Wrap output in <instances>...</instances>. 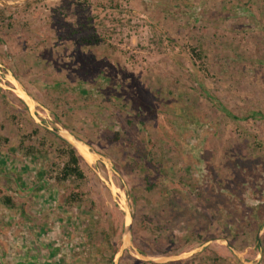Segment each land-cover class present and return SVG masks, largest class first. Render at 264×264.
<instances>
[{"label": "rangeland", "instance_id": "obj_1", "mask_svg": "<svg viewBox=\"0 0 264 264\" xmlns=\"http://www.w3.org/2000/svg\"><path fill=\"white\" fill-rule=\"evenodd\" d=\"M253 111L264 115V0L0 6V157L32 154L21 179L41 172L40 193L21 202L59 195L72 259L86 241L82 264H264V207L258 229L248 208L264 201V117L245 119ZM68 130L97 155L87 163L69 142L82 180H57L66 146L54 135ZM218 186L247 217L232 234L210 195ZM38 220L46 229L47 214Z\"/></svg>", "mask_w": 264, "mask_h": 264}, {"label": "crops", "instance_id": "obj_2", "mask_svg": "<svg viewBox=\"0 0 264 264\" xmlns=\"http://www.w3.org/2000/svg\"><path fill=\"white\" fill-rule=\"evenodd\" d=\"M29 83L27 80L24 86H32ZM31 155V153L24 155L29 157L25 162L19 160L17 155L13 156L15 159L12 158L8 161L2 160L0 157V175L2 174L0 178V264H12L13 260L26 264H68L69 262L71 264H82L80 263L82 259H78V255H82L83 250L86 248V241H82V244L79 243L78 248L76 247L77 253L74 252L76 257L72 259L69 253L70 244L68 241L70 240L69 232L72 231V228L65 222L69 214L66 213V218L62 216L66 211L63 204L58 203L60 201V198L58 199L59 195L56 194L55 196L54 190L49 192L48 200H46L48 203H43V207L36 203L37 207H35V204H31L28 208L27 204V209L21 202L32 198V194L39 196L40 193L38 186L32 188V184L39 180L41 172L36 173V178L31 175L26 180L21 179L23 172H31L29 171L32 169ZM26 184H30V187ZM18 201L20 202L17 203ZM44 214H47V220L45 221L48 224L45 225L46 229L39 225V220L37 221L38 217ZM33 216H37V219H34ZM15 218H17V221H14ZM77 233V236L73 234L74 237L81 240L84 231H78ZM36 244L37 246H35ZM39 247L44 257L39 256ZM90 257H85V260H89ZM100 258L101 256L98 257V260ZM114 260L115 258L111 260V263ZM85 264H87L86 261Z\"/></svg>", "mask_w": 264, "mask_h": 264}, {"label": "trees", "instance_id": "obj_3", "mask_svg": "<svg viewBox=\"0 0 264 264\" xmlns=\"http://www.w3.org/2000/svg\"><path fill=\"white\" fill-rule=\"evenodd\" d=\"M84 40V39H82ZM83 42H88L83 41ZM114 85V84H113ZM90 90V88H88ZM95 91H98L95 90ZM228 116H230L232 119H239L237 116L232 115L230 112L224 110ZM256 117H261L263 118L264 115L260 112H250L248 115L245 116V119L248 118H256ZM66 129V128H65ZM69 134H71L73 137L79 139L80 141H82L78 135L74 134L71 130H68ZM56 136L60 142L64 143V145L66 146L65 149H58V151L60 153H63V155L65 156V159L63 161V163L61 164V168H60V174L57 176V180H65L67 178H72L73 180H82L84 177L81 169H80V162L83 160L81 155L77 152V150L64 138H62L61 136L59 137L58 135H54ZM30 148V147H29ZM28 152V151H27ZM31 152V151H30ZM61 156V155H60ZM159 164V163H158ZM163 167V166H162ZM161 169V168H160ZM160 169H158L160 171ZM157 170V169H156ZM157 170V172H158ZM164 167L161 169L160 173H164ZM152 184V183H151ZM147 185V184H145ZM150 186V185H148ZM219 189H217L216 187H214V189L211 191L210 189V195H212L213 199L216 202H221L222 206H221V210L224 211V213L220 216L219 220H223V222H227L225 228V233H229L232 234L233 232H235V230L240 229L241 230V225L244 224V222H248L247 221V217L245 214H243L242 210L236 208V209H231L230 206H232V204H230V202H232L234 199L233 197L230 195V191L227 190V192L225 191V189L222 187H219ZM148 189H151L148 188ZM178 189H180V187H178ZM181 190V189H180ZM199 189H195V193L198 196L199 194ZM184 192H186V190H184ZM190 194V193H188ZM256 197L255 194H251L250 198H254ZM232 198V201H231ZM236 201V199L234 200V202ZM233 202V203H234ZM230 206H229V205ZM167 205V204H166ZM166 205H163L158 211H159V215L164 217V220H170L171 218L170 215V211L173 210H177L178 207L175 203L171 202L170 206L165 207ZM182 206V204H181ZM247 207V206H246ZM264 207V201L255 205H251L250 208V212L253 213L252 217H254L251 222L252 225H256V228L258 229V220L261 219V217L263 216L262 213V208ZM187 208H189V206H187ZM156 209L153 210V212H155ZM157 215V214H156ZM227 218V219H226ZM226 219V220H225ZM247 224V223H246ZM245 226V225H244ZM238 230V231H240ZM259 239L257 237H255V241L257 242Z\"/></svg>", "mask_w": 264, "mask_h": 264}, {"label": "bare ground", "instance_id": "obj_4", "mask_svg": "<svg viewBox=\"0 0 264 264\" xmlns=\"http://www.w3.org/2000/svg\"><path fill=\"white\" fill-rule=\"evenodd\" d=\"M16 85V84H15ZM16 95L25 101L28 105H32L33 101L32 99L20 88V86L16 85V88L14 89ZM62 135V134H61ZM63 137L70 142L82 155L84 160L87 163L92 162L94 159H96L97 155L92 152L87 145H85L82 141H79L75 137H73L71 134H69L67 131H63ZM127 212V211H126ZM129 214V213H128ZM129 221V215L126 216V224H128ZM130 225V224H129Z\"/></svg>", "mask_w": 264, "mask_h": 264}, {"label": "water", "instance_id": "obj_5", "mask_svg": "<svg viewBox=\"0 0 264 264\" xmlns=\"http://www.w3.org/2000/svg\"><path fill=\"white\" fill-rule=\"evenodd\" d=\"M26 1L27 0H0V6H3V7H19L21 5H24L26 3ZM125 226H128L127 228L129 230L130 225L128 224Z\"/></svg>", "mask_w": 264, "mask_h": 264}]
</instances>
